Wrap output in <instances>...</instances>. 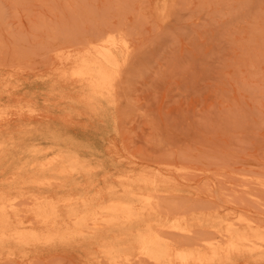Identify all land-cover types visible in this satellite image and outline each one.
<instances>
[{
	"label": "rangeland",
	"instance_id": "rangeland-1",
	"mask_svg": "<svg viewBox=\"0 0 264 264\" xmlns=\"http://www.w3.org/2000/svg\"><path fill=\"white\" fill-rule=\"evenodd\" d=\"M105 48L94 90L75 71ZM228 226L264 236V0H0V264H154L139 232L208 253Z\"/></svg>",
	"mask_w": 264,
	"mask_h": 264
},
{
	"label": "bare ground",
	"instance_id": "bare-ground-1",
	"mask_svg": "<svg viewBox=\"0 0 264 264\" xmlns=\"http://www.w3.org/2000/svg\"><path fill=\"white\" fill-rule=\"evenodd\" d=\"M115 63H116L115 56H114L113 51L109 48H105L103 50H99L98 54L93 60L82 61L79 67H77L75 72L80 76L81 75L87 76L90 81V86L94 90H99V88L104 87L109 82L108 80L109 70L113 65H115ZM103 208L109 211L108 217L104 219V221L106 222H112L118 219L124 220V221L130 220L132 219V217L135 216L132 213L131 207L129 206V204L124 202L123 200L113 202L110 205H105L103 206ZM86 211L84 210V211H78V212L74 211L73 212V215L77 219L78 225H81L82 223H84V220L87 217ZM35 215L38 217V219L41 220V222H44V223L47 222L48 218L51 217L49 213H47V210L45 208L37 211ZM103 217H106V216H103ZM178 226L179 225H177L176 223L173 225L174 228ZM5 227L6 225H4V227H2L1 229H6ZM130 229L132 230V228ZM130 229H127V231L132 232ZM162 231H164V229ZM224 233H225L224 242L220 244H217V243H214L212 245L209 244L210 250L208 251V253L202 252L198 249L197 250L188 249L186 251L179 250L172 254L171 248L168 246V244L164 242V240H162L159 237V235L151 231L149 228L145 232H139V234H136V236H134L133 242L131 243L136 244L137 249L135 250L140 256L143 257V259H147L153 262L154 264H170V261L172 259L177 260L179 264L180 263L188 264V263H195V262L199 264H209L210 262L213 261L214 257L218 255L226 256L230 254L231 251H238L242 247L247 246L249 243L257 244L258 246H264V236H262L260 232H257L249 227L241 230L237 227L228 226L225 229ZM31 235L35 236V233L30 232L27 234L25 232L15 231L12 236L19 242H25L26 241L25 237H30ZM4 236H5L4 233L1 232L0 237H4ZM197 242L198 240L196 241V243ZM115 252H116L115 249H110V248L106 252V254L109 257L108 261L111 264H117V261L122 260V259L124 261L129 259L128 258L129 257L128 255H130L129 252H123L122 254H118V255Z\"/></svg>",
	"mask_w": 264,
	"mask_h": 264
}]
</instances>
